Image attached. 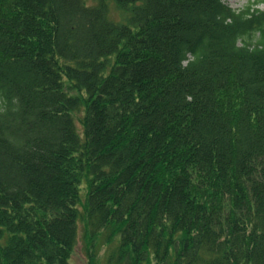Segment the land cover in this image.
<instances>
[{
	"label": "trees",
	"instance_id": "trees-1",
	"mask_svg": "<svg viewBox=\"0 0 264 264\" xmlns=\"http://www.w3.org/2000/svg\"><path fill=\"white\" fill-rule=\"evenodd\" d=\"M260 6L0 0V264H264Z\"/></svg>",
	"mask_w": 264,
	"mask_h": 264
},
{
	"label": "rangeland",
	"instance_id": "rangeland-1",
	"mask_svg": "<svg viewBox=\"0 0 264 264\" xmlns=\"http://www.w3.org/2000/svg\"><path fill=\"white\" fill-rule=\"evenodd\" d=\"M228 6H230L233 9H243L246 6H248L251 3H254L256 0H223ZM261 9L264 8V6H260ZM78 131L81 136H83L81 131V126L79 123H77ZM81 197L83 198L85 196L84 192V184L81 186ZM80 243L76 247L72 258H71V264H88V257L85 245L82 242L81 236H82V227L80 225ZM109 246L106 247L102 244V242H98L97 248H96V255H97V264H108L107 263V256L109 254Z\"/></svg>",
	"mask_w": 264,
	"mask_h": 264
}]
</instances>
